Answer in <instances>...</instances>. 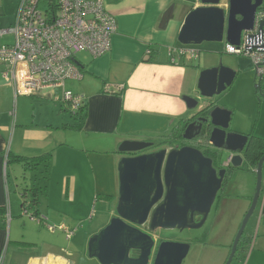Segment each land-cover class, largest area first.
<instances>
[{
  "label": "crops",
  "instance_id": "0c3cea01",
  "mask_svg": "<svg viewBox=\"0 0 264 264\" xmlns=\"http://www.w3.org/2000/svg\"><path fill=\"white\" fill-rule=\"evenodd\" d=\"M103 4L105 11L115 19L110 50L99 56L80 51V55H75L74 58L82 75L80 79H74L79 84L72 89L66 87L65 81L63 86L72 93L83 95L87 102L86 114L78 120V128L63 127L66 123L77 122L68 119H55L42 127L38 123L25 120L20 109L21 100L16 103L18 96L15 97L12 84L4 78L0 66V207H5L4 211H0L2 263L3 254L12 244L20 249H30L24 264L26 261L27 264H71L64 254L47 252L38 255L33 252V245L23 247L16 244L18 240L8 238L16 230V227L12 228V223L15 224L11 219L13 215L9 214L14 202L12 192L16 191L15 174L24 170L19 163L7 161L9 152L34 156L44 151H52V160L47 169L51 167L52 170L58 161L61 162L57 188L60 193L56 202L67 201L68 195H76L84 188H90L94 194L97 192L96 196L107 194L110 188L118 187L117 163L122 153L116 151L121 141H149L150 138L168 133L176 124L181 128L183 122L178 121L194 113V110L188 109L183 96L198 95L196 87L200 71L213 66L216 60L211 54H208L209 59L205 56L202 58L199 50L195 49L198 50L196 57L179 56L174 63L170 62L168 48L171 45H180L177 40L179 29L189 10L201 4L200 0H103ZM224 4L225 0L220 2V5ZM16 9L17 0H0V30H6L0 34V45L13 43L10 29L15 23ZM149 49L155 50L151 60H143ZM209 52L218 51L214 48ZM60 92V88H55L52 92L45 89L42 95L55 100ZM227 107L233 110L230 105ZM259 136L264 139V136ZM195 139L196 137L191 140ZM66 148L78 155H84L88 151L104 155L106 158H98L104 162L103 172L99 171L100 165L96 159L97 164H94L93 169L91 167L88 174L83 167L80 168L79 164L71 161ZM13 164L17 166L13 167ZM255 181L253 169H243L232 177L231 184L226 183L223 187V190L225 187L229 190H222L215 200L208 229L195 240L206 238L207 244L216 246L213 264L224 263L241 222L240 218L254 193ZM235 189H239L240 193H234ZM117 195L102 199L117 200ZM32 196L29 201L31 205H35L38 198ZM234 203H237L236 207H233ZM58 204L60 203H55V211L62 214ZM20 205L23 215L29 214L36 223L46 225L50 216L49 208L41 211L37 207L31 211L30 207L24 210L23 201ZM4 213L5 219H2L1 214ZM252 214L254 222L248 228L247 238L243 241V247L237 249V257L230 264H264V166L261 171L260 194ZM113 216L114 212L111 211L110 217ZM220 223L222 224L218 229ZM16 251H12L14 261L18 258L16 253H20Z\"/></svg>",
  "mask_w": 264,
  "mask_h": 264
},
{
  "label": "water",
  "instance_id": "95a60500",
  "mask_svg": "<svg viewBox=\"0 0 264 264\" xmlns=\"http://www.w3.org/2000/svg\"><path fill=\"white\" fill-rule=\"evenodd\" d=\"M220 2L200 0V5L191 8L179 29L178 42L188 45L224 38L229 44L239 45L242 33L264 37L263 0H227L226 6L220 5ZM257 16L259 19L255 28ZM235 74V70L222 64L204 68L198 77V95L183 96L188 109L194 110L195 120L185 126L182 138L194 139L203 133V128H208V144L229 151L221 163L222 167H213L212 158L204 156L191 145L134 154L152 142L143 139L121 141L118 145L122 156L117 163L116 215L89 238V257L97 258L101 264H148L154 239L139 225L147 222L150 229L178 230L203 225L216 197L223 190L226 179L224 165L229 163L233 168L242 165L241 151L248 135L229 130L231 111L226 107L215 106L203 118L196 117V111L206 105L200 106V97L211 99L220 94L232 84ZM263 162L264 152L255 167V191L224 264H230L237 257L239 240L260 194ZM195 215L200 217L198 221ZM189 247V242L162 240L152 264H181ZM131 250H138L139 254L131 257Z\"/></svg>",
  "mask_w": 264,
  "mask_h": 264
},
{
  "label": "rangeland",
  "instance_id": "374dc122",
  "mask_svg": "<svg viewBox=\"0 0 264 264\" xmlns=\"http://www.w3.org/2000/svg\"><path fill=\"white\" fill-rule=\"evenodd\" d=\"M45 3V1L40 2L38 8L42 9ZM262 5L264 6V0ZM224 44L225 39L223 38L221 41H202L199 44H188V46L198 49L202 58L203 56L208 58V54L214 56L216 60L213 65L222 64L238 71L235 74L232 84L220 94L213 96L212 99H215L220 105L226 108L229 105L233 107V115L229 124L230 129L233 128V131L245 133L252 131L255 135L264 136V96H262L260 91L255 92L254 84L256 83L254 82V76L256 74V66L253 57L244 53H218L224 50ZM214 48L218 52L210 53L209 51ZM75 55L78 57L80 53L78 52ZM78 84V81L74 79L66 80V87L68 88L74 89ZM262 87H264V85H262ZM43 93L44 91L38 94L41 97L38 95L18 96L16 103L21 100L20 109L25 120L38 123L41 127L46 126L48 122L55 119L75 121L66 103L58 99L54 100L43 97ZM208 101V99L200 97V106L207 104ZM66 150L69 152L71 161L79 164L80 168L83 167L88 174L91 172V167L93 169L94 164H97L98 158L101 160L106 158L100 153L88 151L85 152L84 155H80V153L78 155L69 148H66ZM221 154V160L224 161L229 151L222 149ZM101 160H98V164L100 165L99 171L103 172L104 162ZM71 161L70 164L76 168ZM11 165L12 164H9V166ZM16 166L17 165L13 164V167ZM60 167L61 162L58 161L57 166L52 169L53 172H50L52 171L51 167L46 170L47 167L39 165L33 171H25L22 169L23 171L20 174H15L16 191L12 192L13 195L11 194L14 202H12L11 213H9L10 211L8 213L13 215L11 219L16 226L12 223V228L15 229L16 227V230H14L12 235L8 238L10 240L33 242L34 247L32 248L35 249L34 251L32 249V251L38 253V255H43L47 252L55 254L60 253L62 255L64 254L63 256H65L71 264H101L97 258L89 257L87 254V243L94 233L107 224L111 218V211L114 212V214L116 213V200L105 201L102 198H97V192L94 194V191L90 190V188H84L80 190V192H77L76 195H68L69 198L67 201L61 202L57 200V202L60 203L58 204V208L62 210V214L56 212V197L60 193L57 191L60 181ZM69 187L68 191H70ZM225 190L228 191L229 188L225 187ZM238 190L239 189H235L234 193L239 194L240 190ZM117 192L118 187L114 189L110 188L106 193L113 195L111 197L113 198L118 194ZM33 193H37L38 202L35 204L36 206L31 205L29 201L33 198ZM22 201L24 210L30 207L29 204L32 206V209L30 207L31 211L37 207L41 211H46V209L49 208L50 216L47 219L48 222L46 225L36 223L29 214L23 215L20 205ZM15 202H17V205ZM249 204H247V208ZM213 206L207 219L199 228H185L183 230L162 229L155 233L156 237L161 235L168 240L189 242V250L181 264H213L216 255V246L207 244L208 240L206 238L195 241L199 239L201 235L203 236L205 230L208 229L209 217L213 212ZM236 206L237 203H234L233 207ZM8 213L7 216L9 217ZM244 214L245 212L241 216L240 221ZM218 222H220V218ZM253 222L254 215L252 214L246 224L247 226H245L242 238L248 235V228ZM221 224L222 223L218 225V229ZM49 226L55 229L52 231ZM14 250L20 252L16 253L18 258H16L15 261L12 259ZM28 250L30 249H20L18 246L11 244L7 252L4 251L2 264H24ZM27 263L28 261L25 262V264Z\"/></svg>",
  "mask_w": 264,
  "mask_h": 264
},
{
  "label": "built area",
  "instance_id": "2783aa9c",
  "mask_svg": "<svg viewBox=\"0 0 264 264\" xmlns=\"http://www.w3.org/2000/svg\"><path fill=\"white\" fill-rule=\"evenodd\" d=\"M42 1L46 3L39 9ZM258 19L259 16L255 28ZM5 31L0 30V34ZM10 31L13 43L0 45V66L4 78L12 84L15 97L60 88L55 99L66 103L68 110L74 112L84 96L63 86L67 79L82 77L74 61L75 54L87 51L99 56L108 52L115 19L105 11L103 0H17L15 23ZM224 51L251 55L257 74L264 73V37L242 33L239 45L226 43ZM168 52L170 61H176L179 56L198 55V50L183 44L171 45Z\"/></svg>",
  "mask_w": 264,
  "mask_h": 264
},
{
  "label": "trees",
  "instance_id": "16d2710c",
  "mask_svg": "<svg viewBox=\"0 0 264 264\" xmlns=\"http://www.w3.org/2000/svg\"><path fill=\"white\" fill-rule=\"evenodd\" d=\"M179 44H181L180 42H178ZM148 53L145 54V57L143 58V60L149 61L151 60V55L152 53L155 52L154 49H149L147 51ZM223 52H225L223 50ZM171 63H174L175 61H170ZM256 79V76H255ZM260 91V93H262V96H264V90H260V89H256L255 92ZM208 103L200 108L198 111H196V117H207L209 112L211 111L212 108H214L215 106H221L224 107L222 105H220L215 99H208ZM87 102L85 100H83V102L81 103V105L78 107V109L74 112H71V114L74 116L75 122L74 124H64L63 127L65 128H78L79 127V122L78 120H81L84 115L86 114L87 111ZM230 111H231V118H232V114H233V110L232 108L227 107ZM195 116V113H193L192 115H190L189 117H186L184 119L179 120L178 122H183V125L181 128H178L177 124L174 125L171 130L164 134V135H159L157 138H150L149 141L153 142V146L152 148H157L156 150L160 149V148H164V147H180L184 144L187 143L186 140H184L182 138V132L185 128V126L188 124L189 121L191 120H195V118L193 117ZM229 130H231L229 128ZM209 129L208 128H203V133H201L193 143H191L193 146H195L196 148H198L202 154L204 156L210 157L212 158V166L213 167H220L221 166V162H220V158L219 155L217 154V151L211 147V145L208 144V137H207V133H208ZM250 135V143H249V149L250 151L253 149L254 150V154L252 156L251 159H248V161L253 164L254 166H256L257 161L259 160V158L261 157V155L264 152V139L262 137H260L259 135H255L252 131L249 132ZM161 146V147H160ZM116 152L119 153V151L117 150ZM52 151L48 150V151H44L40 154L34 155V156H28V155H23V154H14L12 152H9L8 154V158L7 161L10 163H19L24 170L26 169H35L38 165H43L44 167H48L50 161L52 160ZM230 166H228L227 168H229ZM241 167V166H240ZM240 167L234 168L236 170L241 169ZM233 169V167H231ZM47 170V168H46ZM34 196H36L37 198V193H33ZM109 198L111 197V195L109 194H104V195H97V198ZM4 211L5 207H0V211ZM2 219H5V213L4 215L1 214ZM244 241L242 236L241 239L239 240V245L241 244V242ZM17 245L23 246V247H27V246H32L34 245V243L32 242H28V241H22V240H18L16 241Z\"/></svg>",
  "mask_w": 264,
  "mask_h": 264
},
{
  "label": "flooded vegetation",
  "instance_id": "af4514ba",
  "mask_svg": "<svg viewBox=\"0 0 264 264\" xmlns=\"http://www.w3.org/2000/svg\"><path fill=\"white\" fill-rule=\"evenodd\" d=\"M223 0H221V2H222ZM226 4H227V0H225V4L224 5H222V6H226ZM258 11H260V10H258ZM257 77H256V79H255V83L257 84H254V87H255V90L256 89H260V90H264V87H262V85H264V73H262V74H257V72H256V74H255ZM259 76H262L261 78H259ZM194 120H191V121H189L188 122V124L189 123H191V122H193ZM195 123H197V121H195ZM196 126L197 125H195V127H194V129H196ZM232 130H234L233 128H231V131ZM235 132H238V131H235ZM242 133H244V132H242ZM246 134V133H245ZM247 135H248V138H247V141H246V145L244 146V148H243V150L241 151V155L243 156V162H242V165H241V169H238V170H236V169H232L231 167H229V168H227L228 166H230L229 165V163L228 164H226V165H224L225 166V168H226V175H225V177H226V179H225V181H224V186L226 185V183H230L231 184V181H232V177L237 173V172H239V171H241V170H243V169H253V172L255 173V167L256 166H254L253 164H251L249 161H248V159H251L252 158V156H253V154H254V150L252 149L251 151H250V149H249V143H250V141H251V137H250V135H249V133H247ZM198 137V136H197ZM196 137V138H197ZM185 140V139H184ZM187 141V143L186 144H184V145H191V146H193L191 143H193L194 141H192V140H186ZM152 146H153V142H152V144L150 145V146H148V147H146V148H144V149H142V150H140V151H138V152H136V153H134V154H141V153H149V152H151V151H155L157 148H152ZM161 147V146H160ZM195 147V146H194ZM211 147H213V146H211ZM168 148V147H167ZM216 151H217V154L219 155V158H220V162L222 163L223 161L221 160V152H222V149H219V148H215V147H213ZM169 149V148H168ZM220 167H222V166H220ZM215 168L216 169H218L216 166H215ZM255 177H256V173H255ZM255 185H256V181H255ZM226 190H225V188H224V190L222 191V192H225ZM254 191H255V189H254ZM219 193V192H218ZM118 196V195H117ZM253 196V195H252ZM252 198V197H251ZM117 199H118V197H117ZM216 199H217V197H216ZM215 199V200H216ZM116 203H117V200H116ZM114 215H116V213L114 214ZM200 219V217H198V216H196L195 215V220L196 221H198ZM141 230H143L144 232H147L148 234H150L152 237H153V239H154V243H153V246H152V249H151V253H150V256H149V261H148V264H152V262H153V259H154V256H155V254H156V250L158 249V246H159V244H160V242L162 241V240H168V239H166V238H164V237H162L161 235H159V236H155V233L156 232H158V231H161L162 229L161 228H155V229H150L149 227H148V224H147V222L146 223H144V224H142V225H139L138 226ZM244 231H245V229H244ZM247 237L245 236L244 238H243V240L244 239H246ZM243 241L241 242V244L239 245V247L241 246V247H243L242 245H243ZM139 254V252H138V250H131L130 251V256L131 257H136L137 255Z\"/></svg>",
  "mask_w": 264,
  "mask_h": 264
}]
</instances>
